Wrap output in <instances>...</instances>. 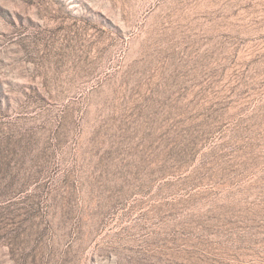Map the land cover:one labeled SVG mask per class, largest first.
<instances>
[{
    "label": "rangeland",
    "instance_id": "1",
    "mask_svg": "<svg viewBox=\"0 0 264 264\" xmlns=\"http://www.w3.org/2000/svg\"><path fill=\"white\" fill-rule=\"evenodd\" d=\"M0 264H264V0H0Z\"/></svg>",
    "mask_w": 264,
    "mask_h": 264
}]
</instances>
